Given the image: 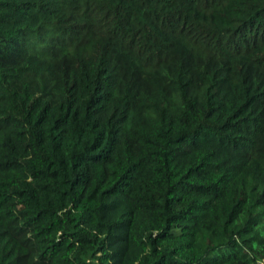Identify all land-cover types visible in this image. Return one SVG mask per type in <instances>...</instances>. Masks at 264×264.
Listing matches in <instances>:
<instances>
[{"label": "trees", "instance_id": "obj_1", "mask_svg": "<svg viewBox=\"0 0 264 264\" xmlns=\"http://www.w3.org/2000/svg\"><path fill=\"white\" fill-rule=\"evenodd\" d=\"M0 264H264V0H0Z\"/></svg>", "mask_w": 264, "mask_h": 264}]
</instances>
